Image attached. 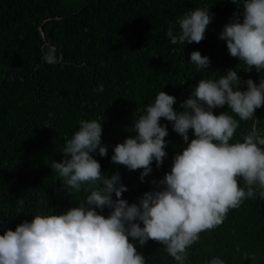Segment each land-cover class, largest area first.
I'll list each match as a JSON object with an SVG mask.
<instances>
[{
    "label": "trees",
    "instance_id": "16d2710c",
    "mask_svg": "<svg viewBox=\"0 0 264 264\" xmlns=\"http://www.w3.org/2000/svg\"><path fill=\"white\" fill-rule=\"evenodd\" d=\"M196 8H209L212 16L204 40L171 44L167 31H178L177 21ZM237 11L231 0H0V235L86 198L84 192L69 195L51 168L64 158L66 141L81 120L103 122L108 156L94 158L104 175L119 172L128 188L123 199L135 203L153 190L151 181L163 179L186 146L171 124L161 120L168 125V156L158 169L153 163L144 182L139 170L111 163L112 149L134 134L135 120L161 91L176 97L179 111L201 79L234 68L244 81L264 80L255 68L246 73L219 39ZM193 51L209 57L211 67L197 71L189 63ZM225 111L239 119L227 106L214 114ZM254 115L240 121L230 143L243 142L253 127L264 135V106ZM238 186L248 190L242 178ZM137 250L146 264H176L158 242ZM214 257L224 264H264V198L245 200L215 229L200 233L186 264H209Z\"/></svg>",
    "mask_w": 264,
    "mask_h": 264
},
{
    "label": "clouds",
    "instance_id": "9594fccd",
    "mask_svg": "<svg viewBox=\"0 0 264 264\" xmlns=\"http://www.w3.org/2000/svg\"><path fill=\"white\" fill-rule=\"evenodd\" d=\"M237 11L219 35L229 55L258 73L264 72V0H231ZM212 22L209 8H196L177 21L179 30L166 33L173 45L199 44ZM197 71L211 67L199 51L190 54ZM219 73V72H212ZM246 86V90L243 87ZM176 97L161 91L135 120L133 135L116 144L111 163L139 170L145 181L163 165L168 153V125L185 147L172 159L154 189L129 204L122 198L128 188L119 172L104 175L94 158L108 156L102 140L103 122L81 120L67 139L63 159L51 168L69 194L86 193L79 206L60 214L35 215L15 230L0 235V264H146L138 252L150 240L162 244L176 264H186L188 249L199 234L219 226L230 209L247 199L264 198V135L255 127L232 142L240 121L255 118L264 106V80L254 83L229 69L216 79H201L176 110ZM227 106L219 115L215 110ZM191 133V139H190ZM238 178L248 190L238 186ZM115 197V199H114ZM23 206V201L20 202ZM108 210L105 216L101 213ZM3 223H0L2 226ZM209 264H224L214 257Z\"/></svg>",
    "mask_w": 264,
    "mask_h": 264
}]
</instances>
